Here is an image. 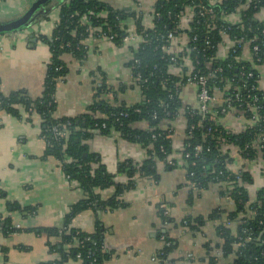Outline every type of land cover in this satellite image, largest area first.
I'll return each instance as SVG.
<instances>
[{
  "label": "crops",
  "instance_id": "crops-1",
  "mask_svg": "<svg viewBox=\"0 0 264 264\" xmlns=\"http://www.w3.org/2000/svg\"><path fill=\"white\" fill-rule=\"evenodd\" d=\"M33 1L0 0V23L20 16ZM102 1L122 10L135 9L136 1H139L142 9L147 11L156 0ZM57 20L58 0H53L41 7L27 27L0 34V88L3 94L17 89H25L31 97L41 94L50 50L38 35H50ZM127 23L131 22L127 20ZM85 43L86 54L81 61L64 55L67 72L56 83V117L84 112L97 87L102 85L106 91L100 96L110 103L131 104L141 98L128 65L132 55L130 47L93 36ZM255 68L259 72L258 87L264 93V63ZM180 97L184 106H198L194 87L183 86ZM220 122L230 131L238 132L248 120L241 111L233 109L222 116ZM161 126L172 128L171 157L178 160L179 165L167 168L158 162V178L144 176L137 179L135 187L121 196L124 206L105 211L87 208L70 221L71 226L92 232L96 219H100L106 227L105 247L112 250L104 264H160L152 257L161 247L159 234L165 229H169V236L177 244L170 256V264H209V254L221 243L216 233L219 221L207 219L212 209L222 203L217 186L210 184L206 189L191 190V193L186 179L181 160L185 130L183 110L175 119L162 122ZM87 143L119 182L126 180L124 174L116 172L119 162L131 159L140 163L147 156L145 148L125 141L115 131L108 135L96 132ZM45 146L39 115H29L23 108L17 115L0 109V264H42L52 259L54 254L49 252L47 242H55L56 238L39 232L38 227H60L70 205L84 197L78 183L65 176L59 161L44 155ZM241 167L251 174L252 182L247 189L253 200L257 190L264 187V159L257 157L242 163L241 156L234 155L229 169L235 171ZM95 192L106 199L112 195L113 188L96 189ZM160 204L167 207L176 221L185 215L202 216L205 221L195 231L178 225H167L166 228L158 216ZM16 205L31 207L33 211L25 215ZM7 218L11 226L20 230L3 232L1 227ZM230 229L235 234L236 225ZM187 253L192 255L190 260L184 259ZM231 259L232 255H228L221 258V262L228 263ZM67 264L80 263L69 260Z\"/></svg>",
  "mask_w": 264,
  "mask_h": 264
},
{
  "label": "trees",
  "instance_id": "trees-1",
  "mask_svg": "<svg viewBox=\"0 0 264 264\" xmlns=\"http://www.w3.org/2000/svg\"><path fill=\"white\" fill-rule=\"evenodd\" d=\"M178 2L179 0L155 1L153 10L159 12L160 16L154 17L153 29L149 27L146 31L144 30L146 42L141 43L134 50V58H137L139 62L134 64L132 77L140 73L142 78H147L146 82L139 84L141 98L138 102L110 103L100 96L106 91L105 86L102 85L97 87L93 100L84 112L74 116L56 117L54 115L56 83L67 72L64 55L69 54L80 61L84 58L86 45L83 42L90 37L88 32L90 27L100 28L109 35L115 34L113 42L120 45L124 32L120 22L134 15L133 12L127 15L126 10L115 9L102 0H58V20L51 34L38 35L39 40L47 44L50 50L42 92L39 96L31 97L25 89L3 94L0 88V109L11 115H17L19 109L23 108L29 115L36 113L40 116L41 137L46 145L44 155L56 158L65 176L69 180L76 181L84 192L82 199L70 205L60 227H38L39 232L56 238L55 242H47L49 252L54 254V257L42 264H67L69 260L79 261L80 264H104L111 257L112 250L107 249L104 244L106 227L99 218L96 219L92 232L73 227L70 221L75 214L87 208L105 211L122 207L125 205L122 194L133 189L137 179L144 176L154 180L158 178V162L172 154V136H169L167 130L161 127L162 122L175 119L177 112L182 108L186 121L182 154L189 153V157H184L188 183L192 182L195 185V191L198 192L218 181L223 183L231 181L232 189L219 191V195L224 196L227 193L233 201L232 209L227 214L228 218L235 219L237 215L244 214L248 210L255 212L252 218L245 220V223L236 225V233L233 234L230 227H226L221 219L223 207L219 205L212 209L207 219L219 221L216 233L221 243L216 245V248L221 249L222 258L232 255V259L231 262L222 263L221 259L209 254L208 263L264 264V187L258 189L254 199L251 200L247 187L237 184L236 175L227 167L233 158L228 151H223L222 146V142L235 145L241 157H246L248 160H254L257 157L264 159V147H251L252 143L259 145L262 143V138L264 139V93L257 89L251 92L252 95L256 94L258 100L255 103L251 101L249 103L260 106L258 113L254 108L252 110L246 107L237 108L243 111L245 120H251V117L255 115L257 117L253 125L248 124L238 132L229 131L224 127L220 122L221 114L216 115L215 121L209 119V115L216 107L210 108L211 111L202 120L197 108L184 106L180 94L189 71V64H185L179 58L176 64L171 63L169 55L157 47L161 42L158 35L164 34L172 27L167 12L173 10L174 4ZM49 3L50 1H47L43 6ZM262 6L264 7V0L252 1L242 23L243 30L238 31V34L250 36L258 29L264 28V21L256 18V13ZM44 16L46 17L45 14ZM136 21L137 31L142 32L144 27L139 24V19ZM202 38L199 34L200 40L197 42L199 47L202 44ZM262 40L264 41V38ZM259 46H261L259 54L262 56L264 44L260 43ZM186 54L192 61L198 57L199 66L203 69L206 67L201 54L195 51ZM205 56L210 57L211 52L207 51ZM132 63L131 60L128 65ZM260 63L262 61H255V59L234 61L231 68H224L221 74H216L209 79L210 92L224 90L226 79L238 76L239 71H252L253 77L246 81L244 87L239 88V91L245 94L247 89L258 83L259 73L255 66H259ZM167 112L169 115L166 114ZM142 121L149 122V127H140L138 123ZM191 125L194 126L192 129H190ZM53 127H57L58 130L66 129L68 136L57 135ZM111 131L117 132L125 141L138 143L145 148L147 154L140 163L131 159L118 163L116 172L126 176L123 182L115 180V175L106 169L101 163L99 154L91 151L87 143L96 132L108 135ZM259 133L263 134L262 138L259 137ZM196 145L201 146L198 152L195 151ZM165 167L174 168L170 165ZM243 170L241 174L246 176L247 183L250 184L252 182L250 172L244 168ZM109 187L113 188V193L106 199L100 198L95 192L96 189ZM191 193L189 196H192ZM16 207L24 214H30L33 211L31 207L21 208L18 205ZM162 211L158 205V216L166 228L167 225H178V221L171 215L163 216ZM182 220L187 221L189 230L199 229L205 221L202 216L192 218L189 215H185ZM244 227L249 229V239L243 246L234 249L233 242L238 241V236L241 239L246 236L242 233ZM1 229L6 234L20 230L11 226L9 218L3 220ZM167 230L169 229L160 232L159 239L164 235L165 241H169L170 245L161 246L155 253L161 259L160 264H170L172 261L170 256L177 245ZM210 250L211 248L208 247V251Z\"/></svg>",
  "mask_w": 264,
  "mask_h": 264
},
{
  "label": "built area",
  "instance_id": "built-area-1",
  "mask_svg": "<svg viewBox=\"0 0 264 264\" xmlns=\"http://www.w3.org/2000/svg\"><path fill=\"white\" fill-rule=\"evenodd\" d=\"M252 1L253 0H179L177 4H174L176 9L174 8L173 10L167 12V16L172 27L167 29L164 34L158 35L161 42L157 45V47L169 55L171 63L176 64L179 58L185 64H189V71L186 74L185 84L183 86H191L195 88L198 106L193 108L198 109V114L201 116L202 120L209 113V111H211L210 108L212 107H216L209 115V119L212 121L216 120L217 114L224 116L233 109L237 108L246 107L251 110L254 108L257 113L259 111L260 106H254L251 104L258 100L256 94L252 95L251 93L254 89L260 90L258 83L256 86L252 85L249 89H247L245 94H242L239 91V88L241 86L244 87L246 85V81L253 77L254 74L252 71L245 72L242 70L239 71L238 76L227 78L225 89L222 91L217 90L215 93H211L209 87V79L214 77L216 74H221L224 68H231L234 61H251L252 59H255V61H262V63H264V54L262 56L259 54L261 47L259 44H264V41L262 40L264 38V28L258 29V31L252 33L250 36L237 33L238 31L243 30L242 23ZM131 12H133V16L135 17L133 18V16H128L127 19L120 22V27H122L121 29H124L121 44L130 47L132 52L129 60L133 61L132 65H129L132 73L134 64L139 62L137 58H134V50L137 49L141 43L146 42L144 30L146 31L149 27L153 29V19L154 17H159L160 14L159 12L153 10V7L144 11L142 9V4L139 1H136L135 9L126 10L125 13L130 15L129 13ZM83 18L85 19V16H83ZM256 18L260 21H264L263 6L260 7L259 11L256 13ZM138 19L139 24L144 27L142 32L137 31L138 24L136 20ZM127 20L131 23H127ZM88 32L90 36L106 38L111 41H113L116 37L115 34L109 35L106 32L101 31L100 28L90 27L88 28ZM199 34L203 37L200 47L197 44L200 40L198 39ZM85 41L86 40H84L83 43L86 45ZM193 51L202 55L205 61L204 65L206 66L204 69L199 66L200 60L198 57H195L192 61L189 59V56H187L186 53H191ZM207 51L211 52L210 57L205 56ZM133 80L139 87V84L146 82L147 78H142L140 73H136ZM54 100L56 101V98H54ZM249 101H251V103H249ZM180 110L184 109L182 108ZM180 110L177 112V115L180 113ZM237 110L243 112L240 109ZM166 114L169 115L168 112ZM256 118V115L252 116L251 120H248L246 125H253V123L257 120ZM185 124L186 121L184 119V129ZM138 125L142 128H148L149 122L142 121L138 123ZM193 127L194 126L191 125L190 129ZM162 128L167 130L169 136H172V128L168 126ZM53 131H55V133L59 136H68V131L66 129L58 130L57 127H53ZM258 135L261 138L263 137L262 133H259ZM222 146L224 149L223 151H228L232 158L234 155H240V151L235 145L222 142ZM251 147L263 148L264 139L262 138V143L259 145L252 143ZM200 149V145L195 146L196 152L200 151ZM182 150L183 145L181 149V160L184 164V157H189V153L186 152L185 154H182ZM241 158L242 163H247L249 161L246 157ZM160 163L174 167L179 165L178 160L172 158L171 155L165 157ZM227 167L229 168V163L227 164ZM243 171L244 170L241 167L232 172L236 175L237 184L248 188L249 184L247 183V178L241 174ZM190 175H192V172H190ZM188 185L192 191L196 190L195 185L192 182H189ZM215 185L217 186L218 194L219 191H225L226 189H232L233 187L231 181H226L224 183L218 181ZM219 196L222 200L220 206L224 209V212L221 214V219L226 227H231L233 224L241 225L245 223L246 219L254 216L255 212L253 210H248L244 214L237 215L235 219H229L227 214L228 211H231L232 209L233 201L227 193L224 196ZM159 208H162L163 216H170V212L164 204H160ZM181 220L182 219L178 221V226L184 229H189L187 221ZM248 230L249 229L246 227L242 229V233L246 236L244 239H241L238 236V241L233 242L234 249H238L240 246H243L249 239ZM160 241L161 246L170 245L169 241H165L164 235L160 237ZM211 255L215 256L217 259H221V249L216 248L211 252ZM152 258L159 263L161 261L160 257L156 254ZM191 258L192 255L190 253L184 255L185 260H190Z\"/></svg>",
  "mask_w": 264,
  "mask_h": 264
},
{
  "label": "water",
  "instance_id": "water-1",
  "mask_svg": "<svg viewBox=\"0 0 264 264\" xmlns=\"http://www.w3.org/2000/svg\"><path fill=\"white\" fill-rule=\"evenodd\" d=\"M47 1L53 0H35L20 16L4 23H0V34L27 27L32 22L35 15L41 9L43 4Z\"/></svg>",
  "mask_w": 264,
  "mask_h": 264
}]
</instances>
